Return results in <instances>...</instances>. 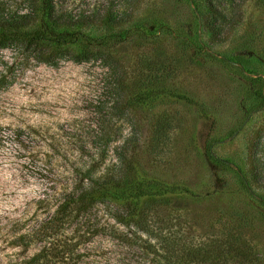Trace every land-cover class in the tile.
<instances>
[{"label": "rangeland", "instance_id": "rangeland-1", "mask_svg": "<svg viewBox=\"0 0 264 264\" xmlns=\"http://www.w3.org/2000/svg\"><path fill=\"white\" fill-rule=\"evenodd\" d=\"M53 5L93 41L25 44L41 0H0V264H264V0ZM107 173L194 194L76 207Z\"/></svg>", "mask_w": 264, "mask_h": 264}, {"label": "trees", "instance_id": "trees-1", "mask_svg": "<svg viewBox=\"0 0 264 264\" xmlns=\"http://www.w3.org/2000/svg\"><path fill=\"white\" fill-rule=\"evenodd\" d=\"M40 9L42 10V14L40 16L42 19L46 18L48 22H46V19L45 21L41 19L37 25V28L30 30L25 40H20L23 43L33 44L35 42L36 44H43L45 41H47L57 45H64L69 42L71 43L79 41L82 42L80 45H87V43L93 41L94 38L89 37L81 32L73 30L68 31L67 29H58L59 25L61 24H59L60 19L53 13V0H41ZM43 16H45V18H43ZM28 24L29 21L21 23L22 26ZM2 25L3 24L0 22V27ZM10 25L16 29V26L20 25V22ZM148 87L149 88H144L142 91H140L141 99L154 100V98L158 97L161 93H165L166 91L164 88ZM171 194L193 195L194 191L188 186L170 184L153 177L136 175L126 180L122 175L107 173L92 180L88 190L76 196V207H88L93 204L95 200H101L120 202L129 207H133L136 210H141L151 204L161 203L167 198V196ZM61 214L63 215V212ZM52 231L54 232L55 230ZM53 232H50L49 229L41 226L21 234L20 237L23 238L27 236V243H30L34 238L35 240H39L42 239L43 235L49 236ZM52 249L53 246L50 247V250ZM43 250V253L40 251L34 254L29 261L32 263H41L39 262V259L46 257V252ZM52 257L53 256H51V258ZM44 259L46 260L47 258Z\"/></svg>", "mask_w": 264, "mask_h": 264}]
</instances>
